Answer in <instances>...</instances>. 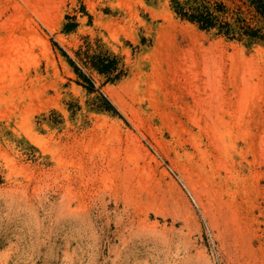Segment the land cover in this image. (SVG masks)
<instances>
[{
    "label": "rangeland",
    "instance_id": "374dc122",
    "mask_svg": "<svg viewBox=\"0 0 264 264\" xmlns=\"http://www.w3.org/2000/svg\"><path fill=\"white\" fill-rule=\"evenodd\" d=\"M87 43L127 74L89 91ZM0 264H264V39L170 0H0Z\"/></svg>",
    "mask_w": 264,
    "mask_h": 264
},
{
    "label": "trees",
    "instance_id": "16d2710c",
    "mask_svg": "<svg viewBox=\"0 0 264 264\" xmlns=\"http://www.w3.org/2000/svg\"><path fill=\"white\" fill-rule=\"evenodd\" d=\"M229 6L227 0H170L175 14L183 20L196 24L202 30H215L217 34L230 39L249 40L264 39V24H253L255 19L264 21V0H240L253 9V19L249 21L241 16L242 6L236 7V0ZM74 22L66 23L65 32L76 28ZM80 79L79 83L89 91L95 90V81L86 69L105 75L107 81L121 80L126 74L123 58L118 54L104 50L101 45L93 46L87 43L76 50V59L63 52ZM101 98L110 105L109 100ZM107 107V106H106ZM104 109H108L105 108Z\"/></svg>",
    "mask_w": 264,
    "mask_h": 264
}]
</instances>
